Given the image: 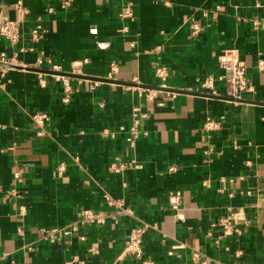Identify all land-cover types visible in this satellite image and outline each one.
<instances>
[{
  "label": "crops",
  "instance_id": "0c3cea01",
  "mask_svg": "<svg viewBox=\"0 0 264 264\" xmlns=\"http://www.w3.org/2000/svg\"><path fill=\"white\" fill-rule=\"evenodd\" d=\"M219 4L216 19L203 16ZM38 20L45 31L34 44ZM4 21L21 34L17 44L0 36V63L22 69L0 67V264H138L124 250L140 227L156 264H197L196 254L200 264H264V105L196 92L235 55L254 87L242 99L264 104V0H0ZM47 59L82 76L69 78L67 103L63 78L28 70L53 71L38 66ZM217 85L214 96L227 98ZM137 107L146 117L133 149ZM36 115L47 116L43 128ZM207 119L220 127L206 131ZM83 210L106 223L82 221ZM234 217L241 231L224 236L220 221Z\"/></svg>",
  "mask_w": 264,
  "mask_h": 264
},
{
  "label": "built area",
  "instance_id": "2783aa9c",
  "mask_svg": "<svg viewBox=\"0 0 264 264\" xmlns=\"http://www.w3.org/2000/svg\"><path fill=\"white\" fill-rule=\"evenodd\" d=\"M57 2L63 3L64 7L70 6L73 4L74 0H54ZM224 9L223 5L219 4L216 6L215 13L213 15L209 14L207 11L203 12V16L205 18H212L217 17L219 13L222 12ZM18 13L20 15V19L24 18V16L28 13V10L22 3H18ZM132 15L131 10L127 9L122 15V18H127ZM37 25L33 28L30 34V41L33 42L34 44H38L41 42V38L43 37V33L45 31V28L43 26V23H40V20L37 21ZM201 31V26L197 23H194L191 25V33L194 36L199 35ZM21 34V27L20 23L18 22H13V21H4L1 28H0V36L2 38L8 39L10 42L13 44H17L18 40L20 38ZM44 64H49L52 67V70L54 72H60V68L57 66L52 65V61L47 59L45 60H40L38 63L39 67H42ZM78 65H74L75 69L79 70ZM221 68L224 71V76L221 77L218 80L215 79V77L211 76L210 78H207L206 80L200 82L198 88L196 89V92L199 93H208V94H213L217 95L218 93V82H221L224 87H225V93L227 97L229 98H236V99H242L246 96H249V94L254 93V87L253 84L250 80V78L247 77L246 74V68L244 64L241 62V60L235 56V55H230L226 56L221 64ZM258 68L260 71L264 70V61L259 62ZM117 72V65L112 64L108 73V77L110 79H114V76ZM75 75H80V73H75ZM155 76L158 77V79L162 82H166L169 78L167 69L165 67H159L155 71ZM60 78H63L64 82L66 83L65 85V93L67 94V98L64 99V101L67 103L70 101V98L68 95L71 93V88L69 87V78L61 76ZM98 85V84H96ZM149 99H154L153 93H149ZM133 119H132V126L129 129V137L127 138V143L131 148L136 147V138L140 135V127L142 120L146 117L145 114H143L142 110L140 107H137L133 110ZM47 119V116L43 115H36L34 116V121L37 124V126L43 128V125ZM220 127V124L217 121H214L213 119H207L204 129L209 132H213L214 130H217ZM42 135V133H39ZM147 135V133H144ZM123 166L122 165H111L108 168V171L112 174H120L123 172ZM171 172H175L176 169L171 168ZM20 175L17 176L19 179ZM105 202L109 207H120L121 206V201H116L114 200L111 195L106 194L104 196ZM181 203V194L180 193H171L169 196V204L170 207H172L173 210L177 211L179 209V205ZM80 217L82 218V221L87 222V223H95L98 225H102L106 223V216L105 214H98L95 213L92 210H83L80 213ZM220 226L223 228V235L224 236H231L235 232H240L241 228L238 226V219L237 218H229L225 219L223 221H220L219 223ZM146 232V229L144 227L140 228H134L132 229L130 236L128 240L126 241L125 244V250L124 253L131 256L138 264H156L154 261H152L149 258L145 257L144 250H143V245H142V240L143 236ZM54 238V236H52ZM199 254L194 255V260L199 263Z\"/></svg>",
  "mask_w": 264,
  "mask_h": 264
},
{
  "label": "water",
  "instance_id": "95a60500",
  "mask_svg": "<svg viewBox=\"0 0 264 264\" xmlns=\"http://www.w3.org/2000/svg\"><path fill=\"white\" fill-rule=\"evenodd\" d=\"M0 67H2V68H13V69H22V68H20V67H18V66H15V65H13V64H10V63H0ZM28 70H31V71H34V72H37V73H40V74H42V73H47V74H50V75H55V76H58V77H61V76H63V77H67V78H74V79H80V78H82V76H80V77H78V76H76V75H73V74H71V73H63V72H61V73H58V72H54V71H50V70H37V69H31V68H29ZM99 80H96V82H98ZM101 81H103V82H110V83H116L117 84V82H115V81H109V80H107V79H101ZM143 88H146V89H149V90H153V91H155V90H158V91H167L166 90V88H164V87H147V86H143ZM193 94H198V93H193ZM203 95V94H202ZM212 97H216V98H218V99H222V100H226V101H234V102H240V103H247V104H250V103H252V104H260V105H264L263 103H259V102H256V101H253V100H245V99H236V98H229V97H219V96H214V95H212Z\"/></svg>",
  "mask_w": 264,
  "mask_h": 264
}]
</instances>
